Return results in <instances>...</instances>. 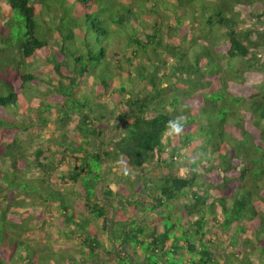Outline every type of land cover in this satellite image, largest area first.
I'll return each mask as SVG.
<instances>
[{"label":"trees","instance_id":"1","mask_svg":"<svg viewBox=\"0 0 264 264\" xmlns=\"http://www.w3.org/2000/svg\"><path fill=\"white\" fill-rule=\"evenodd\" d=\"M130 1L125 16L113 18L119 32L110 34L99 21L85 24L103 8L96 0H0V157H9L17 179L9 168H0V264L39 261L23 239L32 228L23 229L27 212H18V218L11 212L25 199L20 206L18 197L5 191L27 190L15 172L20 166L27 175L35 170L43 183L77 186L45 199L51 210L42 217L43 226L54 225L76 248L66 257L64 248L55 252L53 264H76L75 258L96 264L101 251L115 254L119 264H264V79L250 82L251 75L264 76V12L256 14L259 26L243 29L236 11L237 5L253 8L257 2L264 7V0H202L200 14H209L205 22L211 31L223 32L221 52L198 45V16H191L194 28L189 27L181 0L169 10L173 23L167 32L162 34L157 21L153 32L145 25L150 32L142 44L132 32L137 20L132 17L150 1ZM53 14L57 23L50 25L45 16ZM126 24L132 25L129 54H110L107 40ZM158 38L174 63L168 66V58L164 69L143 72L139 48L148 49L150 39ZM40 57L49 76L31 69ZM213 64L219 66L206 68ZM117 76L110 107L102 97ZM89 77L96 84L98 109L83 89ZM42 83L50 85L46 94L55 92L59 100L40 101L33 109L29 101L39 95L30 90L39 92ZM55 107L59 134L46 144L34 143L35 128L52 120L45 113ZM170 122L182 127L176 136ZM110 129L118 133L109 136ZM95 140L99 148H89ZM106 160L125 169L105 172ZM179 169L190 175L180 176ZM7 225L23 232L10 233Z\"/></svg>","mask_w":264,"mask_h":264},{"label":"rangeland","instance_id":"2","mask_svg":"<svg viewBox=\"0 0 264 264\" xmlns=\"http://www.w3.org/2000/svg\"><path fill=\"white\" fill-rule=\"evenodd\" d=\"M47 1L49 2V0H46V4ZM136 2H144L145 0H135ZM150 1V5L144 4L145 7L143 6V10H136V13H133V17L132 19H137L135 20V22L133 21V26L134 29L132 31L130 24H126V26H123V31L121 32L120 35H114L113 38H110L109 40V53L112 54L114 53V50H117L118 52L125 53V55L129 54V46L128 43L130 42V39L128 38V34L132 31L134 35L139 36L143 43L142 44H146L145 43V39H146V35L147 33H149L150 31H154V29H151L153 27V25L155 24V22L157 21L159 23V27L161 26V32L166 33L169 27V24L173 23V18L172 15L170 14L169 10L173 9V6L175 5L174 3L176 2V0H149ZM184 3V7L187 8V18L189 19L187 23V25L189 27L192 26L191 20L190 18H192L191 16H194L195 14L198 16V23H199V30L198 28L195 26V30L199 31L197 33V35L201 36L199 37V42L198 45L200 47H203L205 49L211 50V51H216V52H221L224 51V46H222V40L220 38V35H222V31L218 32V29L216 30H212L211 28L207 25V23L205 22V18L209 15L204 16L203 14H200L203 9H202V0H193L191 2L190 5H187V3H189L191 0H181ZM127 2V3H126ZM256 2V1H255ZM51 3V0H50ZM131 1L128 3V0H96V4L97 6H100V8H102L100 13L95 14L93 17L90 18V20L86 23H89V25L91 26V22L93 21H99L98 24H101L105 29L108 30V32L111 34V31L113 33H117L119 32V28H117L118 26L116 25V23H112V21H114V16L122 14L125 16L124 12L131 7L130 6ZM147 5V6H146ZM156 7H153V6ZM53 10V9H52ZM151 10H157L160 13H150L149 11ZM54 11V10H53ZM236 11H238L237 13L240 14V27H242L243 29L250 27L254 24H256L257 26L260 25V23L258 22V18L256 16V14H258L259 12H264V7L261 4V2H257V4L255 5V7L253 8H244L241 5H237L236 6ZM210 12V11H209ZM167 15H171L169 16V18L166 16ZM132 15V13H131ZM181 16V14H179ZM126 16H130V15H126ZM184 18L186 17L185 15H182ZM45 19L48 20L46 22H48L50 25H55L57 23V20L53 15H46ZM171 19V20H170ZM264 20V18H263ZM79 21V20H78ZM77 23H80V21ZM132 21V20H130ZM185 22V21H184ZM183 22V23H184ZM126 23H129L128 21H126ZM132 24V23H131ZM87 25V24H86ZM97 25V23H96ZM148 26L150 27L149 29H151L150 31H145L144 27ZM182 28L184 27V25L181 26ZM192 28H194V26H192ZM213 32V34H211V36H208ZM101 34L104 35L103 31L100 30ZM125 33V35H124ZM97 32H94V34H92V36L96 35ZM164 35V34H163ZM159 36V35H158ZM168 36V34H165L164 39ZM110 37V36H109ZM124 37H125V42H124ZM95 39V38H94ZM160 38L157 39V41H154L153 39H150V42L147 44L148 45V49H151L150 54L146 51L148 49L145 48H139L140 52H139V56H137V63L139 64V66H141L142 71L144 72L145 69L149 70V69H153L155 66H157L158 68H165L164 66V61L168 60V66H170L171 64H173L175 58L172 54H170L168 51V49L166 48V44L165 47H161L160 43H158ZM203 40H206L205 44H203ZM96 41V39H95ZM164 44V42H162ZM95 45H97L96 47L99 49L100 45L98 43H95ZM73 47H71L72 49ZM138 48V46H137ZM183 50H185V48H181ZM262 57L264 60V52L262 53ZM220 59H222V62H224L225 65H227V67H230V64L227 60L226 57H221ZM123 63L124 65H126L128 63L126 58H123ZM173 60V61H172ZM219 61V59H217ZM44 58L40 57L39 59H37L34 64L32 65L31 69H35V71H38L41 75L43 76H49L50 72L49 69H47V67L45 66V63H43ZM220 62V61H219ZM233 63L235 65H237V61L233 60ZM221 68H225L223 64ZM167 66V67H168ZM219 66V64H213L211 65V67H206V68H214L216 69ZM130 67V65L128 66ZM53 73V72H52ZM51 73V74H52ZM127 76V73H126ZM263 74L258 73L255 75H251V83H260L261 80H263ZM115 83L114 86L111 87L109 89V92H107V95L102 97V99L107 100L108 105L111 107L113 105V94H114V89L117 88L120 84V79L119 76H117L115 79ZM94 78L89 77L87 79V81L85 82V85L83 87V89H85L86 93L91 94V101L94 102V106L95 108L98 109L99 105H95V103H98L99 97L94 96V94H92L93 89L96 88V84L94 83ZM37 87H39V92L37 90H30V95L31 92H36L39 95L38 99H33V101H29V107H33V109L38 108L37 107V103H39L40 101H50L52 103L57 102L59 99L55 96L54 97V93L55 92H51L50 94H46L48 91V87L50 88V85L46 84V83H42L40 85H37ZM52 88V87H51ZM32 95H35L33 94ZM94 93V92H93ZM81 97V96H80ZM34 113V119H36V110H33ZM50 113L49 117L52 119L48 124L45 125H40V126H36L37 128H35L34 133L36 134L35 136H37L35 138V142L34 143H39V142H43L44 144L48 143L49 138L52 137H56L59 132L57 130V126L59 125L58 121V114L57 113V108L55 107L53 111H46L45 114ZM22 117H20L21 119ZM39 122V121H37ZM36 122V123H37ZM70 128V131L72 132L73 129V123L68 126ZM121 127V125L119 126ZM109 136H114L118 133V129H110L109 131ZM172 134V135H171ZM170 135L173 136V132ZM178 133L174 132V135L176 136ZM101 144L100 142H96L93 141L91 146L89 148L93 149V148H99L98 145ZM35 147V145H34ZM76 162L72 161L70 162V165L74 164ZM11 166V162L9 160V157L3 158L0 157V168H9L10 169ZM66 167V166H64ZM62 168L63 170L65 168ZM123 166L120 164H110L107 160L104 162V170L105 172L108 173H112L115 172L117 170H120ZM125 169V168H122ZM17 171H15L17 174L19 175V182H22L25 187L27 188V190H25L24 192H22L21 189V194L20 192H15V188L9 187V188H5V191L8 193H13L15 195V197H18V200H20V206L21 203L23 201V198L25 199V203L23 202V206H27V207H20L18 205H16L15 208H11V212L14 214L13 217H21L22 215H18V212H27V216L25 215V217L21 218L24 220V227L23 229H26V227H32L30 230H26L23 236L24 242L26 244V248L27 251H29L31 253V255L36 254L39 257V261L36 262L35 264H53L54 261H56V256L54 255V253L61 251L62 248H64V254L66 257V255L68 254H75L76 252H74V250L76 249L75 246H71V243H69L68 239L66 237H63L62 235H60L58 232H56L55 226L54 225H44V223L41 221L42 217L45 216L46 213H50L51 207L45 203V199H52L54 198H59L60 197V193L59 191H64V189H71L72 191L77 190V186L75 185H71L69 183L66 184H62L61 186L57 185L56 183L52 184V182L48 179H46V182H42L40 181L38 175H36L35 170L33 172L28 173L26 171H21L24 170L23 168H21L20 166V170L19 169H15ZM128 171V169H126ZM12 172V169H10L8 172ZM10 172V176L13 178L15 177L16 179V174H12ZM132 175L134 174H138V172L136 171H132L131 172ZM177 173L182 176V177H187L190 175V173L188 172L187 169H179L177 170ZM28 176V178L26 177ZM17 180V179H16ZM51 183V184H50ZM14 186L16 185L15 183L13 184ZM59 189V190H58ZM65 192H67L69 194V190H66ZM1 194V193H0ZM71 195V193H70ZM74 195V193H73ZM30 197V200H28L27 198ZM69 199H71V197L67 196ZM73 197V196H72ZM19 204V203H18ZM116 206L119 205L118 200L115 201ZM60 211V206H56L55 205V212H59ZM10 212V214H11ZM79 212H81V214L86 215L85 211L84 213L82 212V210L79 209ZM114 210H110L109 212V222L111 223V225L113 224V222L115 221V216H114ZM16 214V215H15ZM18 215V216H17ZM20 219V220H21ZM0 225H1V221H0ZM22 228L18 227L17 225H7V230L10 233L13 234H19V232L21 231V233L23 232L22 230H20ZM101 229V227H100ZM20 230V231H19ZM104 232V230H103ZM104 242H105V247L107 249L111 248V244L109 243V241L107 240V238H103ZM226 243L227 240L225 239ZM29 247V248H28ZM77 247V246H76ZM76 251V250H75ZM58 254V253H57ZM52 256V259L50 258ZM79 258H75V260H77L76 264H79L78 261ZM67 262V261H66ZM92 262L88 263L91 264ZM67 264H69L67 262ZM95 264V263H92ZM96 264H119V262L116 259V255L112 254V253H105L104 251H101V256L99 257L98 261L96 262Z\"/></svg>","mask_w":264,"mask_h":264},{"label":"clouds","instance_id":"3","mask_svg":"<svg viewBox=\"0 0 264 264\" xmlns=\"http://www.w3.org/2000/svg\"><path fill=\"white\" fill-rule=\"evenodd\" d=\"M170 127L172 131L176 133H179L182 130V127L178 122H170Z\"/></svg>","mask_w":264,"mask_h":264}]
</instances>
